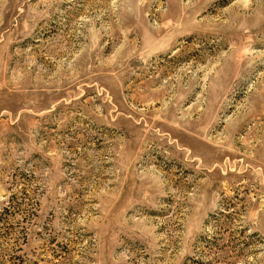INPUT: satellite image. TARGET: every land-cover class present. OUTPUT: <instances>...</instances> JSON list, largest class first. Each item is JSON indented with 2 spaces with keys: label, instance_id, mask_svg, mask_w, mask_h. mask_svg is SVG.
<instances>
[{
  "label": "rangeland",
  "instance_id": "rangeland-1",
  "mask_svg": "<svg viewBox=\"0 0 264 264\" xmlns=\"http://www.w3.org/2000/svg\"><path fill=\"white\" fill-rule=\"evenodd\" d=\"M0 264H264V0H0Z\"/></svg>",
  "mask_w": 264,
  "mask_h": 264
}]
</instances>
